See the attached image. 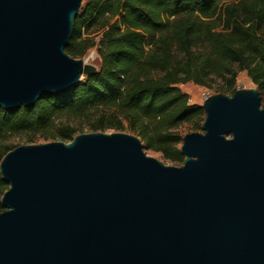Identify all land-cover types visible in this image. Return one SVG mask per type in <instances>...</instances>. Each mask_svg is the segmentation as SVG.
Instances as JSON below:
<instances>
[{
	"label": "water",
	"instance_id": "water-1",
	"mask_svg": "<svg viewBox=\"0 0 264 264\" xmlns=\"http://www.w3.org/2000/svg\"><path fill=\"white\" fill-rule=\"evenodd\" d=\"M82 0H0V109L96 73L64 51ZM180 167L121 132L19 145L0 160V264H264V99L203 100Z\"/></svg>",
	"mask_w": 264,
	"mask_h": 264
},
{
	"label": "trees",
	"instance_id": "trees-1",
	"mask_svg": "<svg viewBox=\"0 0 264 264\" xmlns=\"http://www.w3.org/2000/svg\"><path fill=\"white\" fill-rule=\"evenodd\" d=\"M93 28L100 31L96 41ZM94 47L96 73L69 92L47 94L30 108L0 109V160L17 147L2 144L8 137L68 143L78 127L56 125L59 116L94 112L90 132L128 130L181 165L179 128L203 131L205 111L178 85L211 89L219 82L218 94L231 96L244 72L264 93V0H82L64 51L82 59ZM7 189L0 177V199Z\"/></svg>",
	"mask_w": 264,
	"mask_h": 264
},
{
	"label": "rangeland",
	"instance_id": "rangeland-1",
	"mask_svg": "<svg viewBox=\"0 0 264 264\" xmlns=\"http://www.w3.org/2000/svg\"><path fill=\"white\" fill-rule=\"evenodd\" d=\"M89 36L94 38L96 41L99 36H100V31L96 28H93L89 32ZM86 63L93 64L96 68H98V57L96 53V47L90 49L87 51L85 56L82 58ZM84 79V78H83ZM82 79V80H83ZM219 82H215L212 85L211 89H205L203 87H199L194 85L193 83H186V84H180L178 87L183 93H186L188 95V100L190 104H197V105H202L203 100L211 95L218 94L220 92L217 91V85ZM255 88L253 84L249 81V79L246 77L245 73H239L237 78H236V84L234 89H251ZM223 95L225 96H230V93H224ZM261 99H264V93L261 94ZM97 114L94 112H88L86 113L83 117H66L64 115L59 116V118L56 120V125H61V124H68L73 127H78V134L82 133H90V125L96 120ZM203 124V123H202ZM113 132H121V133H126L135 136L134 134L130 133L128 130L124 131H113V130H108L103 133H113ZM179 132L182 135H185L187 133L191 132H198V133H203V131H193L190 129V126L187 124L182 125L179 128ZM31 135L29 134H20V135H15V136H10L8 137L5 141L2 142L4 145H9V146H19V145H25V144H43V143H48L52 142L51 140H45L39 135L34 136V140H32V143H28L29 138ZM136 137V136H135ZM143 151L145 154L149 157H153L160 161L162 164L167 165V166H174V167H180L181 165L171 163L167 160H165L161 153L159 152H154L152 150H148L145 146L144 143H142Z\"/></svg>",
	"mask_w": 264,
	"mask_h": 264
}]
</instances>
